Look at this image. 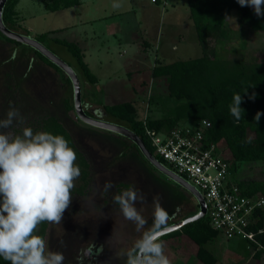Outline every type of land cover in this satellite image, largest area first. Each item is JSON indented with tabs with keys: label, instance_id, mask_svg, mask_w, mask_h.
<instances>
[{
	"label": "rangeland",
	"instance_id": "374dc122",
	"mask_svg": "<svg viewBox=\"0 0 264 264\" xmlns=\"http://www.w3.org/2000/svg\"><path fill=\"white\" fill-rule=\"evenodd\" d=\"M81 1L80 6L49 12L43 0H21L17 6V33L31 38L49 34L46 45L80 77L83 107L90 117L111 121L105 117L103 105L122 102H133L137 119L142 122L168 117L172 105L163 103L168 97L165 80L152 79V69L157 65V58L158 62L169 64L202 54L189 17L188 1L162 0L165 5L153 0ZM117 12L123 15L109 22L95 21ZM252 13L255 14L253 9ZM239 17L237 11H232L227 20L231 39L219 43L211 40V46L217 47V56L222 59L264 62V31L241 30ZM88 20L92 22L86 24ZM99 30L104 34L96 37ZM56 39L77 42L88 49L86 62L99 79L97 85L82 79L75 59ZM31 49L27 45L11 44L0 36V119L6 118L10 107L18 109L24 117L22 124L14 123L5 131L19 135L24 127L34 130L40 120L55 116L71 133L78 150L90 164L89 185L82 194H77L74 191L82 182L76 179L71 191L72 202L62 223L48 224L47 248L63 252L64 264H126V256L117 259L115 254L132 252L143 232L151 229L154 197L167 210L168 225L196 213L197 200L148 162L149 166L132 141L90 126L69 111L66 106L71 95L68 76L44 64ZM137 69L140 73H132V79L128 78L127 73ZM238 177L247 181L264 180V163L241 164ZM109 180L113 188L104 192L103 185ZM133 187L147 197L145 205L136 204L138 209L143 208L142 214L147 220L140 232L123 219L119 206L113 203L114 195ZM83 242L101 246L100 256L84 262L80 251ZM163 244L170 264H203L197 256L198 246L188 237L173 238ZM242 245H246L244 241L219 238L208 248L217 255V264H264V254L257 259L250 247L246 245V254Z\"/></svg>",
	"mask_w": 264,
	"mask_h": 264
},
{
	"label": "trees",
	"instance_id": "16d2710c",
	"mask_svg": "<svg viewBox=\"0 0 264 264\" xmlns=\"http://www.w3.org/2000/svg\"><path fill=\"white\" fill-rule=\"evenodd\" d=\"M20 1L8 0L3 11L4 24L14 32H17V18L19 17L17 6ZM187 1L190 10L189 17L195 27L202 54L194 59L177 60L169 64L158 62L152 70L154 79L165 80L168 97L165 98L163 103L169 107L172 105V108L167 112L169 114L168 117L142 122L137 119L136 105L133 102H122L113 105H103L105 117L113 119L105 121L121 125L134 132L143 140L146 148L164 164L156 156L146 129L168 133L186 123L198 126L202 120L206 119L211 123V128L205 132L207 146L208 143L215 144L218 152L228 155V160L232 162V179L241 189L242 195L245 197L264 195V180L247 181L240 180L238 177L241 164L264 163V115H261L258 123L254 120L258 111L264 113V62H249L237 58L222 59L217 56V47L210 44L211 40L215 41L214 43H219L231 39V33L226 24L232 11H237L240 15L238 22L241 30L249 28L253 31H264V16L257 17L252 13L251 7H241L236 0ZM43 3L44 8L49 12L63 11L82 4L81 0H43ZM154 3L165 5L162 0H155ZM0 36L5 41L16 46L23 45L6 38L1 33ZM48 38L49 34L45 33L38 35L34 39L55 54L46 45ZM56 42L66 48L73 56L77 63V71L82 79L90 85H96L98 79L85 62V55L80 45L60 39H56ZM31 50L44 64L64 74L60 68L38 51L33 48ZM78 78L80 77L78 76ZM67 83L70 86L71 95L66 100V106L69 111L75 112L72 95L73 86L69 77H67ZM235 93L241 94L243 98L240 107L244 109V114H241L242 118L240 120H236L229 110ZM253 94H255V99H249ZM85 112L90 116L88 111ZM35 131L61 135L68 141L69 146L75 150L77 155L75 163L80 168L79 179L82 184L74 192L82 194L81 192L89 184L90 164L78 150L71 133L55 116H48L40 120L33 132L35 133ZM134 146L141 158L149 165L138 147L135 144ZM194 214L188 215L182 220ZM258 216L259 219L256 225L251 228L255 232L263 230V233L256 236L258 245L250 241H244L257 255V259L264 254V210L258 211ZM180 221L178 220L177 222ZM48 224H40L36 234L46 239ZM183 236L188 237L198 246L197 256L203 264H217L218 257L214 251L208 248V245L223 237L211 227L208 216L161 237V241L164 242ZM246 245L242 246L245 248L246 254H248ZM0 264H10V262L0 257Z\"/></svg>",
	"mask_w": 264,
	"mask_h": 264
},
{
	"label": "clouds",
	"instance_id": "9594fccd",
	"mask_svg": "<svg viewBox=\"0 0 264 264\" xmlns=\"http://www.w3.org/2000/svg\"><path fill=\"white\" fill-rule=\"evenodd\" d=\"M236 2L241 7H251L257 17L264 16V0ZM242 99L241 94L235 93L229 106L236 120L244 114ZM249 99H255V94ZM261 115L264 113L259 111L255 114L257 123ZM23 120L19 110L11 107L6 118L0 119V257L10 264H64L63 252L48 250L45 239L36 233L42 223H62L72 202L74 181L81 174L75 163L77 155L61 135L34 133L31 127H24L19 135L5 131ZM112 188L110 180L103 185L104 192ZM113 203L137 232L145 228L143 208L136 207L137 203H147L141 190L129 188L114 195ZM168 220L167 210L154 197L153 226L143 232L132 252L118 251L115 258L126 256V264H170L161 241Z\"/></svg>",
	"mask_w": 264,
	"mask_h": 264
},
{
	"label": "built area",
	"instance_id": "2783aa9c",
	"mask_svg": "<svg viewBox=\"0 0 264 264\" xmlns=\"http://www.w3.org/2000/svg\"><path fill=\"white\" fill-rule=\"evenodd\" d=\"M155 2V0H153ZM208 120L198 126L183 124L171 132L146 129L155 154L164 166L189 183L203 197L211 227L228 241H250L256 245L258 211L264 210V195L245 197L231 176L232 162L206 143Z\"/></svg>",
	"mask_w": 264,
	"mask_h": 264
},
{
	"label": "water",
	"instance_id": "95a60500",
	"mask_svg": "<svg viewBox=\"0 0 264 264\" xmlns=\"http://www.w3.org/2000/svg\"><path fill=\"white\" fill-rule=\"evenodd\" d=\"M8 0H0V33L5 36L6 38L16 41L18 43H21L23 45H27L34 50L38 51L40 54H42L45 58H47L49 61L54 63L58 68H60L71 80L72 86H73V93H74V108H75V114L77 118L96 128L106 130L112 133H116L119 136H123L130 141H132L140 150L144 158L159 172H161L163 175H165L167 178L171 179L173 182L178 184L179 186L183 187L187 191H189L197 200L199 210L196 214L193 216H190L184 220H181L180 222H177L171 226H168L167 232L162 234L161 237L168 235L172 232H175L177 230H180L183 226L195 222L199 219H202L206 216L207 213V207L205 204V201L203 197L200 195V193L193 188L189 183H187L185 180L180 178L178 175L173 173L171 170L166 168L145 146L143 140L138 137L134 132L129 130L126 127H123L118 124L102 121L99 119L92 118L88 116L83 108V102H82V93H81V83L78 78V75L72 69L67 63H65L63 60H61L57 55H55L52 51H50L45 45L40 43L34 38L28 37L23 34H19L17 32H14L6 27V25L3 22V11L6 6Z\"/></svg>",
	"mask_w": 264,
	"mask_h": 264
},
{
	"label": "crops",
	"instance_id": "0c3cea01",
	"mask_svg": "<svg viewBox=\"0 0 264 264\" xmlns=\"http://www.w3.org/2000/svg\"><path fill=\"white\" fill-rule=\"evenodd\" d=\"M82 2V1H81ZM64 11V10H63ZM121 15H123V12H117L116 14H112V15H108V16H104V17H101V18H99V19H97V20H95V21H101V22H109V20H111V19H114V17H119V16H121ZM92 22V21H91ZM89 20L88 21H86L85 23L87 24V23H91ZM104 33H103V31H97L96 33H95V36L96 37H101L102 35H103ZM77 43V42H76ZM78 45H80L79 43H77ZM80 47L83 49V52H84V55H85V62H86V49L87 48H84V47H82L81 45H80ZM149 48V47H148ZM103 48H100L99 50H102ZM88 50V49H87ZM145 50H147V49H145ZM111 51H110V49L108 50V52H107V54L109 55V53H110ZM147 52V51H146ZM103 55H102V57L104 56V53H102ZM161 62H162V60H160ZM110 62H112V61H110ZM87 63V62H86ZM158 63V58L156 59V62H155V64H157ZM88 64V66H89V68L91 69V71H92V67H91V65L89 64V63H87ZM156 65H154V67H155ZM153 70V69H152ZM93 72V71H92ZM135 72H139L140 73V69H137V70H133V71H129L128 73H127V75H128V78H131L132 79V76L134 75V74H132V73H135ZM94 74V73H93ZM95 75V74H94ZM96 76V75H95ZM97 77V76H96ZM152 77V76H151ZM97 79H98V77H97ZM152 79H153V77H152ZM154 80H157V79H154ZM98 82H99V79H98ZM98 84V83H97ZM96 84V85H97ZM240 243H241V241H240ZM240 247V246H239ZM238 247V248H239Z\"/></svg>",
	"mask_w": 264,
	"mask_h": 264
},
{
	"label": "flooded vegetation",
	"instance_id": "af4514ba",
	"mask_svg": "<svg viewBox=\"0 0 264 264\" xmlns=\"http://www.w3.org/2000/svg\"><path fill=\"white\" fill-rule=\"evenodd\" d=\"M99 120L105 121V119L101 118ZM106 131V130H105ZM121 137V136H120ZM89 185V184H88ZM179 186V185H178ZM198 211V210H197ZM197 213V212H196ZM173 223H177V222H172L170 223L168 226L173 225ZM83 247V248H82ZM91 249V252H89L88 250ZM101 249L103 250V248L99 245H96L94 243H88V242H83V244H81V256H82V260L84 262L86 261H92L94 259H97L100 254L102 253Z\"/></svg>",
	"mask_w": 264,
	"mask_h": 264
}]
</instances>
